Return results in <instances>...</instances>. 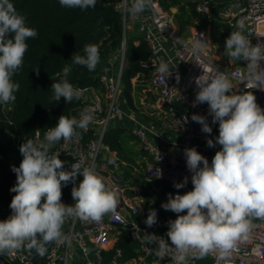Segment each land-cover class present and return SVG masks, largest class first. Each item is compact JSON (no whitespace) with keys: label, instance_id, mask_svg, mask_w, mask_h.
<instances>
[{"label":"clouds","instance_id":"obj_1","mask_svg":"<svg viewBox=\"0 0 264 264\" xmlns=\"http://www.w3.org/2000/svg\"><path fill=\"white\" fill-rule=\"evenodd\" d=\"M97 0H59L61 7L84 11L94 8ZM152 0H132L126 11L138 15L151 7ZM226 38L225 55L231 61L246 62V74L221 72L212 62L205 63L199 55L207 47L204 33L199 34L192 46L195 63L202 74L194 77L198 91L193 107L208 105L212 123L219 124V135L207 140V146H221L211 164L195 147L184 149L186 166L192 173L191 191L168 194L164 210L177 214L168 221L166 236L145 234L147 244L156 245V255L164 259L174 251V264H189V260L203 259L217 252L220 260L231 255L237 241L247 238L252 227L249 218L264 219V109L257 103L253 89L264 91V43L253 45L243 34L244 21L238 24ZM38 31L29 27L26 17L17 11L10 0H0V105L16 100L20 84L14 76L22 69L29 45ZM84 55L74 54L71 64L62 69L63 79L51 85L52 100L61 98L67 103L81 100L84 90L74 87L68 76L73 65L94 71L100 61L99 48L85 45ZM170 65L172 68H170ZM176 65L161 60L158 72L166 79L173 74ZM39 74V68L34 70ZM180 82L179 72L175 73ZM233 80L244 83L247 91L237 93ZM94 120L91 110H83L79 118L60 115L54 127L48 128L43 139L34 142L27 139L19 146L23 157L19 167H12L16 183L10 188L16 193L9 205L11 215L0 220V254L26 247L43 257L47 245L64 244L67 237L62 232L67 218L99 222L108 214H115L119 204L118 193L108 187L93 167L73 163L71 171L64 169V161L53 147L61 140L80 138V130H86ZM185 123L188 117H184ZM191 120L202 125V132L210 134L212 127L203 115L193 114ZM160 156V154H159ZM161 159V156H160ZM159 159V160H160ZM202 165V166H201ZM160 175L161 170L159 169ZM80 175L83 179L76 186ZM159 175V176H160ZM73 184L72 205L62 202V188ZM188 177L174 183L176 189L185 187ZM186 212L185 215H180ZM157 223V211L149 209L145 224Z\"/></svg>","mask_w":264,"mask_h":264},{"label":"built area","instance_id":"obj_2","mask_svg":"<svg viewBox=\"0 0 264 264\" xmlns=\"http://www.w3.org/2000/svg\"><path fill=\"white\" fill-rule=\"evenodd\" d=\"M237 1L240 4L239 8L224 12L223 20L235 31L238 30L239 22L243 20V34L251 43L253 45L264 43V0ZM131 3L132 0H118L116 7L123 15L125 34L131 25L136 24L140 37L146 41L151 50L149 59L142 61V65L149 70L150 85L160 96L158 107L161 109L165 105L163 108L164 124L182 135L179 151H169L155 141L152 136L155 134L153 127L145 125L135 114L124 111L120 104L124 92L122 73L127 62V38L125 37L120 49L112 55V59L119 62V69L116 72L103 68L98 75V85H74L84 90V96L81 100H76L77 105L71 109V113L79 118L83 110L89 109L94 114V120L86 130L78 129L81 134L79 139L73 138L67 142L61 140L52 149L53 152H59L60 157H66L68 171H71L73 163H80L81 170L85 166L95 168L103 177L106 185L118 193L117 211L115 214H106L99 222L67 218L64 223L66 227L62 230L67 240L61 245L53 243L46 256L47 264H72L76 258V249L81 253L84 264H102L103 250L112 247L124 230L131 232L139 243L138 255L124 262H117L114 259V264H146L148 259L155 260L157 264H174V251L164 259H160L156 255V245L145 242V234L161 235L154 226L148 227L145 222L142 223L139 217L148 213L149 209H155L157 221L165 223L168 229V221L175 220L177 214L161 207L162 203L167 202L168 196L162 194L155 181L160 179L179 183L188 177L185 187L173 194L183 195L193 188L192 173L186 166L184 149L195 147L211 164L216 151L221 148L219 144L212 148L207 146L208 139H213L215 142V138L219 135V124L218 122L212 123V117L208 114V105L205 103L193 107L198 91L193 78L202 74V70L194 62L195 54L192 51V46L199 38V34L204 33L207 38V47L199 52L205 63L212 62L221 72L231 74H246L247 72L246 62L240 61L239 64L227 67L219 63L207 51L209 40L205 29L197 28L187 37L179 34L173 13L165 9L159 0H152L151 7L138 15H131L126 11V7H130ZM196 9L201 13H209L211 11L210 0L197 3ZM169 40L173 43L172 50L166 46ZM161 60L176 65L172 69L173 74L167 79L158 72ZM261 66L264 67V61L261 62ZM170 68H172L171 65ZM176 72H179L181 77L179 83L175 79ZM233 85L238 94L247 91L244 83L239 84V81L233 80ZM252 91L257 98V103L264 109V91L259 89ZM8 106L11 107L10 104ZM193 114L207 118L212 127L210 134L202 132V125L191 120ZM121 115H125L134 122L132 132L139 139L149 157V160L144 163L142 178L135 179L126 175L125 162L116 149L106 141L110 123ZM186 116L188 120L185 123L184 117ZM44 133L38 129L33 141L37 140V136L42 140ZM14 182L16 183V179ZM185 214L186 212L180 215ZM249 219L252 227L247 238L237 241L235 248L231 250V255L225 260H220L217 252L210 253L208 255L211 260L210 264H264V219ZM164 238L168 240L167 237ZM168 243L171 244V241L168 240ZM0 264L39 263L35 259L34 250L23 247L20 250L0 254ZM189 264H199V261L190 259Z\"/></svg>","mask_w":264,"mask_h":264},{"label":"trees","instance_id":"obj_3","mask_svg":"<svg viewBox=\"0 0 264 264\" xmlns=\"http://www.w3.org/2000/svg\"><path fill=\"white\" fill-rule=\"evenodd\" d=\"M117 1L97 0L94 8L82 11L79 8L61 7L59 0H10L17 11L26 17L27 25L38 31V36L27 41L29 48L23 67L14 76V80L20 84L19 91L15 93L16 100L9 103L11 107H7L8 104L0 105V220L11 215L9 205L16 194L10 191L16 179L12 167H19L23 159L19 146L27 139L33 140L38 129L46 132L48 128L54 127L60 115L73 117L71 109L77 105V101L67 103L61 98L59 102H54L51 89L54 82L63 79L62 69L72 63L70 59L73 53L84 55L85 45L98 46L100 61L96 69L88 71L86 67L73 65L68 76L73 85H98V75L104 64L120 49L126 37L127 62L122 73V84L129 104L133 101V78L138 75H144V78L150 76L142 61L149 59L151 50L139 33L131 37L128 32L125 34L123 15L116 7ZM159 1L165 9L173 13L180 26L197 19L200 28L211 23L212 33L222 32L224 38L233 31L223 30L229 25L224 23L216 8L211 13H201L196 9L197 1ZM173 8L177 11L174 12ZM37 68L38 75L34 71ZM106 141L114 149L122 150L121 132L108 131ZM60 159L64 161V169L68 170L66 157L62 156ZM82 179L79 175L75 184ZM155 182L164 196L178 190L174 187V183L178 182L160 179ZM72 187L73 184L69 183L62 188V202L66 205L75 203L71 196ZM153 226L158 234L167 237L165 223L157 221ZM52 245L53 243L46 246L47 251L43 257L34 250L37 263L47 264L46 256ZM138 248L139 243L132 233L124 230L112 247L103 250L102 264H114V259L117 262L131 260L138 255Z\"/></svg>","mask_w":264,"mask_h":264},{"label":"crops","instance_id":"obj_4","mask_svg":"<svg viewBox=\"0 0 264 264\" xmlns=\"http://www.w3.org/2000/svg\"><path fill=\"white\" fill-rule=\"evenodd\" d=\"M191 1H197V3L201 2L202 0H191ZM211 10L213 8H216L218 10V13L223 20L224 17H222V14L224 12H227L231 9L237 10L239 8V3L237 0H210ZM173 11L176 12L177 9L173 8ZM177 21V20H176ZM224 21V20H223ZM178 22V21H177ZM225 23V22H224ZM180 26V23H177ZM200 22L195 19L188 23H183L180 28L188 30L190 29V32L188 35L193 33L197 28H200L199 26ZM198 25V26H197ZM131 25V29H134ZM203 28V27H202ZM208 35V40L211 41V34H212V26L211 23H209L205 28ZM224 31L234 30L232 27H225L223 28ZM222 30V31H223ZM131 36L138 35L137 33L129 34ZM178 33L180 34L179 30ZM219 34H223L222 32H218ZM182 35V34H181ZM183 36V35H182ZM226 40V38H224ZM223 39V40H224ZM166 46L169 50H172V40L167 41ZM214 49H209V53L218 60L219 63L226 66L219 58L218 53L215 52ZM172 53V52H171ZM240 62H236L235 64H239ZM230 67V66H227ZM103 68L110 69L114 72H116L119 69V62L115 59H108L106 63L104 64ZM150 76L147 78H144V75L142 76H136L133 78V88H132V104H129L127 98L125 97V94L123 92L120 104L124 111L127 113H133L135 114L145 125L152 126L154 129L155 134H153V139L157 141L158 143L162 144L165 148H167L169 151L172 152H178L179 151V144L182 140V135L180 133H177L164 124V118H163V108H165V105H163V108H159L158 104L160 103V96L156 90H154L150 85ZM123 91H124V85H123ZM134 122L129 120L125 115L118 116L115 118L111 123L108 131H119L123 135V145L122 150L118 152L121 159L125 162V172L126 175L130 178H142L143 177V166L146 161L149 160L148 155L144 151L139 139L134 135L132 132V126ZM131 133V134H130ZM130 135H133L131 137ZM142 180V179H141ZM148 213H146L144 216H140L139 220L144 223L147 218ZM66 227V225H63L62 230ZM75 260L72 264H84L83 257L81 253L76 249L75 250ZM199 264H206L210 263V258L206 256L203 259H198ZM146 264H157L155 260L148 259L146 261Z\"/></svg>","mask_w":264,"mask_h":264},{"label":"rangeland","instance_id":"obj_5","mask_svg":"<svg viewBox=\"0 0 264 264\" xmlns=\"http://www.w3.org/2000/svg\"><path fill=\"white\" fill-rule=\"evenodd\" d=\"M211 13V11L209 12ZM226 23V21H224ZM178 22L176 21V26H177V29L179 30L180 34L183 35V37H187L189 36V32H190V29L188 30H185V29H182L180 28V26L177 24ZM198 26V25H197ZM133 27H135L134 29H131L132 32H129L130 30H128L127 32H129V34H134V33H137L138 30H137V25L134 24ZM199 29H204V28H199ZM224 37L222 36V34H219V33H212L211 34V41H209V49L213 50L214 49L217 51H215L216 53H218L219 55V58L220 60L226 65V66H232V65H235V61H231L229 60V58L225 55V49H224V46H225V42L226 40L224 39ZM209 49L207 51H209ZM9 107V106H8ZM254 218V217H253ZM206 264H210L209 262L206 263Z\"/></svg>","mask_w":264,"mask_h":264}]
</instances>
